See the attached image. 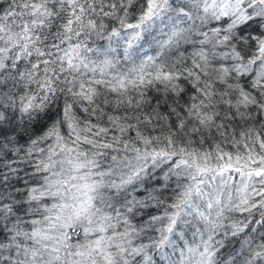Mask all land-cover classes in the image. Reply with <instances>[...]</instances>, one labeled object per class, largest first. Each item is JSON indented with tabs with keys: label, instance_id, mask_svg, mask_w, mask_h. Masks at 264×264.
Returning <instances> with one entry per match:
<instances>
[{
	"label": "snow or ice",
	"instance_id": "1",
	"mask_svg": "<svg viewBox=\"0 0 264 264\" xmlns=\"http://www.w3.org/2000/svg\"><path fill=\"white\" fill-rule=\"evenodd\" d=\"M0 264H264V0H0Z\"/></svg>",
	"mask_w": 264,
	"mask_h": 264
}]
</instances>
